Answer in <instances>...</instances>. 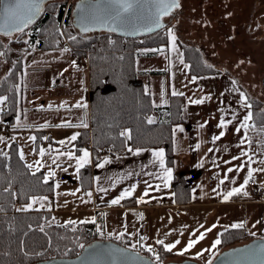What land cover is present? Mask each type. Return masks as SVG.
Masks as SVG:
<instances>
[{
	"label": "crops",
	"instance_id": "obj_1",
	"mask_svg": "<svg viewBox=\"0 0 264 264\" xmlns=\"http://www.w3.org/2000/svg\"><path fill=\"white\" fill-rule=\"evenodd\" d=\"M258 29L259 27H256V30ZM263 29L264 24L259 33H263ZM15 36L14 32L12 34L0 32V41L7 43ZM24 44L26 45V42ZM21 46V43L14 46L13 57L21 58L23 61L21 83L17 85L18 91L21 92L20 114L13 123H10V130L0 129V148L6 150L11 143H16L20 153L23 152L25 162L33 165V170L42 169L45 176L49 171L54 173L61 171L57 177L54 175L48 178L55 183L54 194L32 196L30 204L34 197L37 200L32 208L25 211L49 212L52 216L50 222L56 224H58L56 214L62 217V213L74 211L91 213L94 215L93 221H97L98 225L100 222L103 224L100 232L108 237L117 238L123 233L122 240H130L132 243L130 245L142 249L141 237L154 241L157 249L159 246L166 249L165 245L175 244L171 250L175 260L193 258L202 264H209L218 254L219 244L215 248L212 245L220 239L222 231L232 228L233 224L243 223L246 232L254 233L257 238L264 236V185L252 176L245 185L249 171L254 169L252 158L255 156L264 161V154L261 153L259 145H253L250 138L253 99L264 101V86L261 81L257 84L249 82L252 87L244 86L230 69L222 70L219 66L206 61L215 67L216 71L196 75L189 71V63L183 58V48L182 58L187 67L181 63V58H178L179 53L174 57L177 61L176 66L173 64L168 45L166 48L165 46L158 48L167 52V69L161 70L168 74L169 89L164 97L167 102L154 105L155 109L151 116L155 121L168 117L166 111L168 97L170 94L173 95V91L183 93L185 98L182 111L186 121L176 123L173 127L174 165L166 164L164 151V167L172 170L171 179H165L166 174L161 168L159 158L154 155L160 149L164 150L163 147L131 149V142L128 139L124 151L110 152L107 149V155H101L95 160L92 148L84 149L90 153L89 163L86 164H89L91 173V185L88 187L84 185L87 183L86 179L82 180L81 177L82 168L77 170V159L74 156L63 157L57 153L69 151L73 153L72 155L83 154L78 148V144L82 142L79 141L82 131L88 132V139L83 142L92 140L89 68L85 63L79 62L78 57H75L70 49H68L70 55L62 50L65 45L45 51L49 53L47 58H43L44 52L34 45L27 44L23 50ZM153 50L156 49L144 48V54L158 52ZM200 51L202 53L201 49ZM0 61L12 63L2 50ZM153 70L152 72H156L159 69ZM28 71L32 75L28 77L29 94L26 95L24 78ZM7 74H0V82ZM241 93L247 96L250 108L244 106ZM190 99H203L204 102L194 104L190 103ZM6 101L7 99L2 104ZM78 103L86 107H76ZM2 104L0 103V119L7 111L2 110ZM249 112L252 113V119L248 122L250 126L240 128L241 122ZM221 117L232 122L226 128H221L219 127ZM65 123L73 126H58ZM83 124L87 126H81ZM237 128L240 130L237 131ZM222 131L224 135L214 140L213 137ZM73 135H76L75 140L70 139ZM60 141L64 143L61 144ZM253 148H257L258 151L253 152ZM40 149H44L43 156ZM76 156L79 158L82 155ZM65 159H69L72 169H69L70 166ZM229 168L232 169L231 172L228 171ZM179 173H183L189 180L191 201L187 203H177L175 200V176ZM261 173L260 176H263L264 180V172ZM59 177L61 178L58 179ZM251 180L255 181V187L262 191L261 201H235L241 194L249 191ZM60 183L65 184L61 186ZM133 185L136 187L131 196H126L119 204L111 203L125 190H131ZM241 185H245L241 193L224 200L225 193ZM77 189L84 194L70 202L73 190ZM64 190L68 192L63 203L59 197ZM43 197H47V200L39 199ZM141 198L143 202H139ZM22 209H25L24 205ZM141 210H144V223L141 229L136 232L129 231L130 228L127 230L126 227L130 226L132 217L139 216ZM109 211L115 212L112 218L106 217ZM209 228L210 232L207 231ZM201 233L204 234L202 240L199 239ZM158 240H163L164 244L157 243ZM177 240L178 244L175 243ZM190 240H196L197 243L184 251ZM198 253L201 255H197Z\"/></svg>",
	"mask_w": 264,
	"mask_h": 264
},
{
	"label": "trees",
	"instance_id": "obj_2",
	"mask_svg": "<svg viewBox=\"0 0 264 264\" xmlns=\"http://www.w3.org/2000/svg\"><path fill=\"white\" fill-rule=\"evenodd\" d=\"M66 0H52L38 20L16 30L12 40L0 41V50L12 62L8 74L0 82V96L7 97L8 109L3 117L10 123L20 114L21 95L17 85L21 83L23 61L13 59L16 44L34 45L38 50L47 51L60 47V24L75 50V57L89 52V94L91 111L92 150L94 160L102 149L122 152L128 138L121 132L130 130L131 149L163 147L166 164L174 165L175 151L173 127L185 122L183 95L168 97V117L149 124L155 107L153 96L145 83L139 79L136 66L137 49H158L168 44V33L161 29L143 37H125L112 31L83 33L72 23V9ZM75 37V39H71ZM189 71L199 75L216 71L207 64L200 49L193 44L181 43ZM78 49V50H77ZM20 57V56H19ZM253 120L251 142L259 145L264 154V105L253 99ZM254 125V126H253ZM88 132L82 131L79 141L87 140ZM82 180L91 184L89 164L82 167ZM175 200L177 203L191 201L189 180L183 173L175 176ZM81 180V181H82ZM83 182V181H82ZM55 192L52 179L45 181L42 169L33 170L24 159L16 143L6 150L0 148V264H31L52 257L76 256L83 246L95 239L108 238L147 254L158 262L174 259V253L158 247L157 253L133 247L130 240L108 237L100 232L97 221L56 224L50 222L51 214L42 210H20L32 196L51 195ZM238 197V196H237ZM43 228V231L40 229ZM255 237L244 228H228L222 231L218 253L228 247L242 244Z\"/></svg>",
	"mask_w": 264,
	"mask_h": 264
},
{
	"label": "rangeland",
	"instance_id": "obj_3",
	"mask_svg": "<svg viewBox=\"0 0 264 264\" xmlns=\"http://www.w3.org/2000/svg\"><path fill=\"white\" fill-rule=\"evenodd\" d=\"M66 1L67 7H69L70 4L77 3L78 0ZM263 24L264 0H181L180 8L176 17L173 18V20L164 28V30H166L165 32L168 33V30L172 29L176 36L175 51L172 50V44L169 35L167 44L170 47L171 60L173 61V64L175 66L177 61L174 57L177 55V53H179L178 58L183 57L182 45L180 44H193L196 47L198 46L199 49L202 50V57L204 61L217 65L222 70L230 69L239 82H241L244 86L249 85L250 87H252L249 82H251V84H257L261 81L263 85L264 31L263 33H259V30L261 29ZM256 27H259V29L256 30ZM89 33L93 32H88L86 34ZM243 36H246V38H244ZM26 46L27 44H23L21 46L22 50L26 48ZM64 49H70L71 51L75 50L74 48H70L68 46H64ZM136 51L138 53L136 60L140 79L145 83V86H148V89L152 93L154 105L164 104V97H166L167 91L169 89L168 74L161 70L167 69L166 50L151 54H144L143 48L137 49ZM43 52V58L49 57V53H45V51ZM66 52L69 55L71 54L69 50ZM78 59L80 60L79 62L85 63L89 68L88 59L81 60V54L78 55ZM182 60L183 64L185 65V60L183 58ZM0 63H2L0 74H7L10 67L12 66V63H9L7 61H0ZM153 69L159 70H157L156 72H152L154 71ZM31 75L32 74L29 71L25 73L26 77L24 78V91L26 95L29 94L28 90L30 81L28 77H30ZM262 102L264 105V101ZM0 103L2 104V102ZM151 118L153 117L151 116ZM2 120L4 122V125L6 126L8 120L5 118H2ZM4 125H0L1 131L10 130V128H5ZM261 150L262 148L260 147V151ZM255 151H258V149L253 148V152ZM66 153L71 152L60 151L57 153V155L69 157L68 155H65ZM261 153L263 154V150ZM76 155H72V157L74 156L75 159H78ZM26 159L29 161L28 157H26ZM259 159L255 156L252 158V166H254V169L257 170L252 173V177H255L258 181L261 182V185H264V180H262L263 176H260L262 174L261 172H264L260 171L261 169H264V161ZM65 160L68 161L66 163L70 166L69 169H72L73 166L71 163L69 164V159ZM29 163L31 164V162ZM73 171L74 170H71V172ZM58 174H61V171H59L58 173L57 171H55L56 177ZM60 178L61 177H59L58 179ZM64 182L69 183V181ZM64 184L65 183H60L61 186H63ZM67 192L68 190H64L60 194L59 199L63 203L65 202V194H67ZM72 194L73 197L70 199V202H73L76 198L81 197V195H83L84 193L83 191L77 189L73 190ZM28 204H30V202L24 205L25 209H30L27 208ZM31 204L33 205L34 203L32 202ZM114 214L115 212L109 211L107 212L106 217L112 218ZM56 215V221L58 224L68 223L69 221H74L75 223L93 221L92 219L94 218V215L91 213H80L77 211L62 213V217H59L58 214ZM143 217L144 210H141L139 216L135 218L132 217V219L130 220V226L126 227V229L129 230L130 228L131 230L129 231L133 232L139 231L142 224L144 223ZM105 221L107 223V218H105ZM99 229H103V224H101V222L99 223Z\"/></svg>",
	"mask_w": 264,
	"mask_h": 264
},
{
	"label": "water",
	"instance_id": "obj_4",
	"mask_svg": "<svg viewBox=\"0 0 264 264\" xmlns=\"http://www.w3.org/2000/svg\"><path fill=\"white\" fill-rule=\"evenodd\" d=\"M52 0H21L19 7L16 0H1L0 3V32L11 34L16 31L17 26L25 27L21 23L31 15L32 22L38 20L41 13L46 8L48 2ZM170 2V0H169ZM181 0H178L179 7L171 10L170 14L160 16V23L163 27L156 28L155 20L157 9L160 5L156 0H139L133 9L124 13L118 20L113 21L110 16L115 15V5L109 0H78L72 9L73 25L80 32H94L96 29L110 31L116 28L117 34L125 37H143L161 29H164L176 17L180 8ZM33 5H38L37 11ZM16 9L15 16H10L5 10L7 7ZM31 9V11H30ZM31 22V23H32ZM30 24V23H29ZM28 25V24H27ZM26 25V26H27ZM88 28V31H84ZM152 28L153 31H147ZM263 86H264V79ZM31 264H202L193 258H183L181 260H169L158 262L154 257L140 252L129 246L121 245L119 242L108 239H95L83 246V249L76 256L52 257L35 261ZM211 264H264V236L253 237L249 241L237 244L221 250L211 261Z\"/></svg>",
	"mask_w": 264,
	"mask_h": 264
},
{
	"label": "snow or ice",
	"instance_id": "obj_5",
	"mask_svg": "<svg viewBox=\"0 0 264 264\" xmlns=\"http://www.w3.org/2000/svg\"><path fill=\"white\" fill-rule=\"evenodd\" d=\"M20 2H21V0H16V6L17 7H19ZM138 2H139V0H109V3L110 4L116 6V8H115V15L114 16H110V19H112L113 21L120 19L124 13L130 12L133 9L134 5L136 3H138ZM156 2L160 5V7L157 9V16H156V20H155V27L156 28H160V27H163V25L160 23V16L170 14V12H171L172 9L179 7V3H178V0H170V2H169V0H156ZM9 3H10V0H9ZM33 7H35V9L37 11L39 10V6L38 5H33ZM5 10L9 13L10 16H15V14H16V9L13 8V7H11V6L7 7ZM30 11H31V9H30ZM31 22H32L31 15L27 16L26 19H22L21 20V23H23L25 26L27 24L31 23ZM16 30H21V29H20L19 26H17ZM88 30H89L88 28H85L84 29V31H88ZM109 30L110 31H116V28L115 27H112ZM147 31H153V29L152 28H148ZM168 35H169V37L171 39L172 50L175 51L176 50V36L174 34V31L172 29H169L168 30ZM71 39H75V37H71ZM64 51H68V49H64ZM153 51H163V50L162 49H156V50H153ZM73 63H75V62H73ZM181 63H183L182 57H181ZM185 67H187V65H185ZM173 95H183V93H177V92L173 91ZM241 96H242V98H243V100L245 102L244 106L250 108L251 105L247 103V99H248L247 96H245L243 93H241ZM6 99H7V97L0 96V102L5 101ZM164 102L166 103L167 101H164ZM203 102H204L203 99H194V100L190 99V103H194V104H201ZM75 106L76 107H86V105H82L80 103H78ZM251 119H252V113L249 112L244 117L243 122H241L240 128H247V127H249L250 125H249L248 122L251 121ZM231 122H232L231 120L226 121L223 117H221L219 127L226 128L227 125L230 124ZM148 123L149 124L154 123V119L151 118V117H149L148 118ZM58 126H73V125H71L70 123H65L63 125H58ZM81 126L86 127L87 125L86 124H83ZM201 127H203V125H201ZM240 128H237L236 130L239 131ZM121 135L122 136H126L128 139H131L130 130H125L124 132H121ZM223 135H224V132L222 131L218 136L213 137V139L214 140H218ZM31 139L34 140L35 137H31ZM70 139L71 140H75L76 139V135H73ZM60 143L63 144L64 141H60ZM242 143H243V141H242ZM137 151H139V150H137ZM40 154H41V156L44 155V149H40ZM65 155H68L71 158L72 153H66ZM154 155L157 158H159L161 168L164 169V172L166 174L165 179L166 180H170L171 179V175H172V170L164 167V159H163V157H164V151H163V149H160L159 151L155 152ZM89 157H90V153L87 150H83V155L77 159V170H79L80 168L84 167L87 163H89ZM20 158L21 159L24 158L22 151L20 153ZM105 162H107V161H105ZM37 163H39V162H37ZM100 166H102V165H100ZM28 167L29 168H32L33 165H28ZM228 171L231 172L232 169L229 168ZM254 171H257V170L256 169H252V170L249 171L248 177L245 179V185L247 184L248 179L251 178L252 172H254ZM260 171H264V169H261ZM54 175H55L54 172L49 171L48 172V175L45 176V181H47L49 177L54 176ZM245 185H241L239 188H233L231 191L225 193L224 200H228L233 195H236V194L241 193L244 190V186ZM58 186L59 185H57V187ZM165 186H167V185H165ZM135 187L136 186L133 185L131 190H125V192L122 193L120 197H118L117 199L112 200L111 203L113 205L119 204L120 201L122 199H124L126 196H131L132 195V191H134ZM100 191H103V189H100ZM88 195L91 196V193H89ZM145 195H147V191L145 192ZM39 199H41V200H47V197H43V198H39ZM36 200H37V198L34 197L33 198V203H35ZM139 202H143V198H141V200ZM31 207H32V204H28L27 205V208H31ZM20 210H26V209H20ZM68 223H75V222L74 221H69ZM213 227H215V225H213ZM232 227L233 228H243L244 227V224L243 223L233 224ZM40 230L43 231V228H41ZM207 231L210 232L211 231V228L207 229ZM123 235H124L123 233H120L117 238L120 239V238L123 237ZM253 235H254V233H253ZM203 238H204V234L201 233L200 236H199V239L202 240ZM142 239H144V238L142 237ZM157 243L164 244V241L163 240H158ZM175 243L178 244L179 241L177 240ZM195 243H197L196 240H190L189 243H188V245H187V247L184 249V251H187L188 248L193 247L195 245ZM220 243H221V241L219 239H217L214 242V244L212 245V247L215 248L216 245H218ZM133 247H135V245H133ZM174 247H175V244L165 245V248L168 251H171ZM149 251H152V249L149 248ZM197 255H201V253H198ZM209 264H211V262H209Z\"/></svg>",
	"mask_w": 264,
	"mask_h": 264
},
{
	"label": "built area",
	"instance_id": "obj_6",
	"mask_svg": "<svg viewBox=\"0 0 264 264\" xmlns=\"http://www.w3.org/2000/svg\"><path fill=\"white\" fill-rule=\"evenodd\" d=\"M59 24H60V31H61V36H60L61 38L59 40V45H63V46L65 45V46H68L70 48H74L73 44L69 40V37L67 36L66 32L64 31V21L62 20L61 23H59ZM84 59L89 60V52L88 51H84L81 54V60H84ZM7 104H8L7 102L2 104L3 105L2 106L3 111L7 110V108H8ZM0 125H2V126L4 125V122L2 119L0 120ZM4 127L7 129L10 128V123L7 122L6 126L4 125ZM90 130H91V128H90ZM78 148L82 151L86 148H92V141H90V142H83L82 141L78 144ZM107 153H108L107 149L101 150V154L106 155ZM255 186H256L255 181L251 180L249 182V187H250L249 191L241 194L235 201H238V202H255L256 200L261 201L260 199H261L262 191L260 188L255 187ZM143 238L144 239H142V237H141L140 240H141V242H142L141 244L143 245L145 250H149V248H151L152 249L151 252L157 253L158 249H157L156 244H154V241L149 240L147 237H143Z\"/></svg>",
	"mask_w": 264,
	"mask_h": 264
},
{
	"label": "flooded vegetation",
	"instance_id": "obj_7",
	"mask_svg": "<svg viewBox=\"0 0 264 264\" xmlns=\"http://www.w3.org/2000/svg\"><path fill=\"white\" fill-rule=\"evenodd\" d=\"M74 7H75V5H74ZM102 31H105L104 29H101ZM95 31H100L99 29H96Z\"/></svg>",
	"mask_w": 264,
	"mask_h": 264
}]
</instances>
